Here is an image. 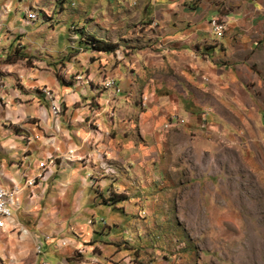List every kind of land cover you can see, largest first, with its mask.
Segmentation results:
<instances>
[{
    "label": "crops",
    "instance_id": "obj_1",
    "mask_svg": "<svg viewBox=\"0 0 264 264\" xmlns=\"http://www.w3.org/2000/svg\"><path fill=\"white\" fill-rule=\"evenodd\" d=\"M140 2L150 3L148 21L157 17L156 6L163 12L158 13L159 21L164 25H161L162 30H158V34L164 42L158 39L155 50L152 49L148 34L152 31L150 24L136 39L117 44L126 52L130 51L123 59L128 56L127 60L130 59L135 69L131 73L125 72L118 64L114 75L123 88L118 105L124 103L122 98H129L125 94L129 86L127 82L132 83L133 93L139 94L142 87L139 77L144 63L152 72L149 77L154 90L158 88V94H149L146 113L141 116H135L136 109L129 108L128 112L122 113L123 117L118 118L124 125L110 120L112 127H119V131L127 133L123 134L127 139L114 137L107 144L101 143V139L104 140L102 132L91 129L89 121L94 111L84 107L78 93L73 92L71 87L61 86L56 75L52 78L37 74L35 78H29L32 72L24 66L30 36L38 34L40 30V45L49 40L48 21H40L38 11L42 9L52 13L51 3L45 8H37L38 0L0 2V60L11 58L9 63L3 65L7 73L0 75V188H18L12 217L0 230V264H156L163 257L155 258V253L150 251L141 254L136 249L131 253L125 248L124 243L129 239L123 230L119 232L121 222L118 218L111 216L103 226L95 223L99 213L114 211L92 201L88 180L98 172L96 162L101 158L111 164L109 172L115 171V168L121 174L124 169V174L130 170L132 174L137 173L141 162L151 161L157 165L155 158H158L161 147L159 134L155 132L164 122V118L159 117L163 114H189L186 118L190 119L191 114L196 117L205 109H210L219 120L230 124L226 130L219 128V133L225 135L226 132L228 137L233 138L238 132L244 131L246 134L247 123L236 127L228 120L234 119L232 123L237 119L245 122L259 109L253 97L263 82L258 75L249 73L243 60L247 52L264 44V34L255 40L256 33L253 30L252 34L249 33L247 21L252 23L253 29L255 26L264 27V16L253 19L247 17L245 12V9L250 12L263 0H244L241 3L240 0ZM217 3L231 8L229 14L222 15L226 18L227 27L222 36L212 34L209 25L212 19L220 15ZM21 4L25 5L24 13L19 9ZM31 10L36 11L38 19H31L34 12ZM61 17L62 12L49 14L45 18L54 22L60 21ZM57 23V28L50 30L52 44L60 50L63 48L62 31L67 23ZM28 27H32L33 31H28ZM111 35L107 36L115 44V38ZM145 43L148 46H143ZM52 51H55L54 47ZM46 65L55 66V62ZM74 66L75 61L66 70L71 72ZM169 69L174 71L172 76L167 73ZM203 77L209 81L203 83ZM171 78L173 86L161 84V79ZM40 82H47L55 92L57 116L52 114L45 96H40V90L36 88ZM88 99V102L94 101L96 105L107 102L106 93L90 94ZM187 99H190V103L183 102ZM131 116L134 120L129 124ZM145 119L149 122L151 130L148 135L153 145L141 144L140 136L147 131ZM143 142L146 143L145 140ZM98 149L102 150L101 153ZM69 152L72 154L69 155ZM50 159L54 160L53 165L47 163ZM42 162L46 163L44 178L28 185L27 181L40 173ZM101 178L98 185L107 186L108 177L102 175ZM112 187L115 189V184ZM46 235L49 236L48 241L44 240ZM53 242L58 246L55 247ZM38 243L48 247L53 245L52 250L36 256L34 248ZM130 257L132 260H129Z\"/></svg>",
    "mask_w": 264,
    "mask_h": 264
},
{
    "label": "rangeland",
    "instance_id": "obj_2",
    "mask_svg": "<svg viewBox=\"0 0 264 264\" xmlns=\"http://www.w3.org/2000/svg\"><path fill=\"white\" fill-rule=\"evenodd\" d=\"M50 3L53 9L52 13H48L62 12V19L54 20V24L45 18L49 15L47 11H38L40 21H48L49 40L40 45V30L38 34L30 36L24 65L32 72L29 78H35L37 74L52 78L56 75L61 86L71 87L73 92L80 95L84 107L94 111L89 125L92 130L103 133L104 140L101 139V143L107 144L114 137L126 140L123 134L127 133L119 131V127H112L110 120L124 125L118 118L123 117L122 113L128 112L129 108L136 109L135 116L146 113L149 94H158V88L154 90L149 77L152 72L144 63L139 77L142 86L139 94L133 93L132 83L127 82L129 86L125 94L129 98H122L124 103L118 105L119 98L123 96V88L114 75L118 64L125 72L131 73L135 69L130 59L127 60L128 56L123 59L130 51L126 49V52L117 44L136 39L151 24L152 31L148 34L151 36V47L155 50L158 39L164 42L158 34V30L164 26L158 16L162 11L156 6L157 19L152 17L148 21L150 3L140 0H38L36 6L45 8ZM24 6L20 5L21 13H24ZM217 8L220 14L218 18L231 11L224 3ZM12 10L14 13L15 8ZM35 12L31 14L32 20L38 19ZM245 12L247 17L253 19L264 16V0L250 12L246 9ZM63 21L69 22L62 31L63 48L58 50L52 44L50 29L57 28V22ZM247 21L249 33L254 31L257 36L255 40H259L264 34V27L255 26L253 29L252 23ZM28 31H33V28L28 27ZM109 34L115 38V50L111 53L94 51L91 39L95 37L111 43L107 36ZM143 46H148V43ZM53 47L55 51H52ZM250 55L254 58L251 59ZM10 61V57L0 60V75L5 76L7 71L3 65ZM39 61L44 63L39 65ZM52 61L55 66L46 65ZM74 61L73 71H67L68 65ZM244 63L249 73L258 75L263 82L257 94L254 91L253 98L259 107L255 115L245 122L241 119L235 123H232L234 119L228 120L236 127L247 123L246 134L244 131L243 134L238 132L233 138L228 137L226 132L225 135L219 133V128L226 130L230 124L219 120L210 109H205L196 117L191 114L190 119L186 118L189 114H163L159 117H163L164 122L155 132L159 134L158 143L161 147L158 149L161 151L158 158H155L157 165L151 161L141 162L137 173L132 174L130 170L124 174V169L121 174L115 168V171L109 172L111 164L101 158L96 162L98 172L88 180L92 201L114 211L99 213L95 223L103 226L111 216L118 218L121 222L119 232L123 230L129 239L124 246L131 253L136 249L141 254L150 251L156 254L155 258L163 257L154 261L156 264H264V44L247 52ZM80 64L83 67H79ZM87 65L90 67L87 68ZM167 73L172 76L174 71L169 69ZM202 80L203 83L209 81L206 77ZM40 81L43 80L40 78ZM161 82L166 86L174 85L172 78L161 79ZM36 86L40 96H44L43 90L47 88L56 96L47 82H40ZM100 93H106L105 105L88 102L90 94ZM183 102L190 103V99ZM130 118L129 124H132L134 117ZM144 125L147 131L140 136L141 144L153 145L148 135L151 129L147 119ZM98 150L101 153L102 150ZM45 170L46 165L43 168ZM102 175L109 179L108 185L104 187L98 185ZM114 184L115 189L112 187ZM118 185L119 188H116ZM117 195H123L125 199L113 204L110 200L118 198ZM48 239L46 235L44 240ZM52 244L57 246L55 242ZM52 247L43 243L42 252H50Z\"/></svg>",
    "mask_w": 264,
    "mask_h": 264
},
{
    "label": "built area",
    "instance_id": "obj_3",
    "mask_svg": "<svg viewBox=\"0 0 264 264\" xmlns=\"http://www.w3.org/2000/svg\"><path fill=\"white\" fill-rule=\"evenodd\" d=\"M210 29L211 32L216 36H221L226 29V18L224 17H216L210 21ZM2 23L0 22V27ZM119 92V90H118ZM44 96L50 103V109L54 116L58 115V105L54 93L50 89H44ZM48 163L53 164V161L50 159ZM46 163L42 162V168L40 173L31 180L27 181L28 185H33L37 179L44 178L43 168ZM16 191H18L17 187H13L11 189L0 188V230H3L6 227L7 221L12 217V208L14 207V198L16 195ZM61 244H64L62 242ZM58 246V245H57ZM34 253L36 256L42 255V244L38 243L34 248ZM44 264V263H42Z\"/></svg>",
    "mask_w": 264,
    "mask_h": 264
},
{
    "label": "trees",
    "instance_id": "obj_4",
    "mask_svg": "<svg viewBox=\"0 0 264 264\" xmlns=\"http://www.w3.org/2000/svg\"><path fill=\"white\" fill-rule=\"evenodd\" d=\"M91 40H92V48L96 52L111 53L116 48V45L108 43V42L97 40L95 38H92ZM117 196L118 198L116 199L111 198L110 201H112L113 204L125 199L123 195H117Z\"/></svg>",
    "mask_w": 264,
    "mask_h": 264
},
{
    "label": "bare ground",
    "instance_id": "obj_5",
    "mask_svg": "<svg viewBox=\"0 0 264 264\" xmlns=\"http://www.w3.org/2000/svg\"><path fill=\"white\" fill-rule=\"evenodd\" d=\"M113 81V80H112ZM108 85H110V83H108ZM44 91V90H43Z\"/></svg>",
    "mask_w": 264,
    "mask_h": 264
}]
</instances>
